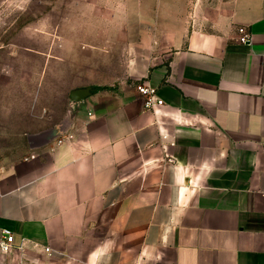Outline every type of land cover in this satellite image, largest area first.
I'll list each match as a JSON object with an SVG mask.
<instances>
[{"label": "crops", "instance_id": "0c3cea01", "mask_svg": "<svg viewBox=\"0 0 264 264\" xmlns=\"http://www.w3.org/2000/svg\"><path fill=\"white\" fill-rule=\"evenodd\" d=\"M99 4L164 106L87 89L74 130L0 156V264H264V0Z\"/></svg>", "mask_w": 264, "mask_h": 264}, {"label": "rangeland", "instance_id": "374dc122", "mask_svg": "<svg viewBox=\"0 0 264 264\" xmlns=\"http://www.w3.org/2000/svg\"><path fill=\"white\" fill-rule=\"evenodd\" d=\"M104 1L0 6V156L25 152L31 141L24 135L34 127L55 140L74 130L76 92L122 95L144 84L140 72L159 60L129 56L135 43L108 42L112 15Z\"/></svg>", "mask_w": 264, "mask_h": 264}, {"label": "built area", "instance_id": "2783aa9c", "mask_svg": "<svg viewBox=\"0 0 264 264\" xmlns=\"http://www.w3.org/2000/svg\"><path fill=\"white\" fill-rule=\"evenodd\" d=\"M238 42L246 45L250 43V37L244 28L238 30ZM138 95L143 101V109L146 112H156L159 108L164 106V101L157 96V90L148 85L143 84L137 88ZM14 248V235L9 230H3L0 238V251L8 253ZM50 252V249H46Z\"/></svg>", "mask_w": 264, "mask_h": 264}, {"label": "water", "instance_id": "95a60500", "mask_svg": "<svg viewBox=\"0 0 264 264\" xmlns=\"http://www.w3.org/2000/svg\"><path fill=\"white\" fill-rule=\"evenodd\" d=\"M88 93V90H82V91H80V92H76V93H74V95H73V97H72V99L74 100V101H81L84 97H85V94H87ZM45 137H47L48 139H51V138H56L57 137V135L56 134H51V133H46L45 134ZM30 143H31V146L32 147H34V146H37V145H39V140H37V138H30Z\"/></svg>", "mask_w": 264, "mask_h": 264}]
</instances>
